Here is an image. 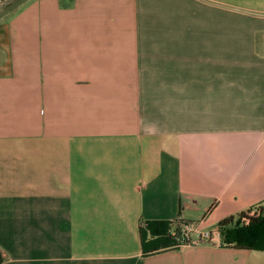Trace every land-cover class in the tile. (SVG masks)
<instances>
[{"label": "crops", "instance_id": "crops-1", "mask_svg": "<svg viewBox=\"0 0 264 264\" xmlns=\"http://www.w3.org/2000/svg\"><path fill=\"white\" fill-rule=\"evenodd\" d=\"M264 0H20L0 11V264H264ZM216 243L144 253L140 226Z\"/></svg>", "mask_w": 264, "mask_h": 264}, {"label": "trees", "instance_id": "trees-1", "mask_svg": "<svg viewBox=\"0 0 264 264\" xmlns=\"http://www.w3.org/2000/svg\"><path fill=\"white\" fill-rule=\"evenodd\" d=\"M252 208H255L257 213L249 215ZM242 218L248 219L247 224H240ZM182 222L194 221L155 219L142 223L139 233L143 252L152 253L178 247L179 227ZM219 229L227 245L240 249L264 250V206L254 205L241 211L237 216L221 220ZM1 261L0 251V263Z\"/></svg>", "mask_w": 264, "mask_h": 264}, {"label": "built area", "instance_id": "built-area-1", "mask_svg": "<svg viewBox=\"0 0 264 264\" xmlns=\"http://www.w3.org/2000/svg\"><path fill=\"white\" fill-rule=\"evenodd\" d=\"M254 213H257V210L255 208H252L249 215H253ZM242 224H247L248 219L242 218L241 219ZM180 234H179V246L191 244L195 240L192 239V234L197 233V240L196 242H202V243H216L217 237H216V230L213 229H201L198 226V223L196 222H182L180 224Z\"/></svg>", "mask_w": 264, "mask_h": 264}, {"label": "rangeland", "instance_id": "rangeland-1", "mask_svg": "<svg viewBox=\"0 0 264 264\" xmlns=\"http://www.w3.org/2000/svg\"><path fill=\"white\" fill-rule=\"evenodd\" d=\"M4 0H0V3L1 2H3ZM20 0H18L17 2H19ZM64 2H68V1H70V0H63ZM228 1H234V2H239V3H245V1L246 0H228ZM12 5H14V3L12 4H8L7 6H5L4 8H3V10H0L1 11V13H6L8 10H10L11 9V7H12ZM242 222H240V224H241ZM145 226V225H144ZM143 226V227H144Z\"/></svg>", "mask_w": 264, "mask_h": 264}, {"label": "flooded vegetation", "instance_id": "flooded-vegetation-1", "mask_svg": "<svg viewBox=\"0 0 264 264\" xmlns=\"http://www.w3.org/2000/svg\"><path fill=\"white\" fill-rule=\"evenodd\" d=\"M5 1V0H4ZM3 1V2H4ZM16 1H18V0H12V1H9V2H7V3H5L2 7H0V10H3V8L5 7V6H7L8 4H13V3H15ZM3 2H1V3H3Z\"/></svg>", "mask_w": 264, "mask_h": 264}, {"label": "water", "instance_id": "water-1", "mask_svg": "<svg viewBox=\"0 0 264 264\" xmlns=\"http://www.w3.org/2000/svg\"><path fill=\"white\" fill-rule=\"evenodd\" d=\"M12 1V0H5L3 3H0V7H2L5 3Z\"/></svg>", "mask_w": 264, "mask_h": 264}]
</instances>
